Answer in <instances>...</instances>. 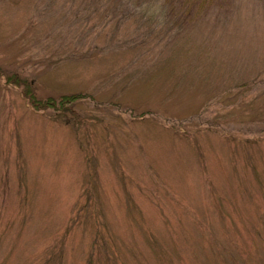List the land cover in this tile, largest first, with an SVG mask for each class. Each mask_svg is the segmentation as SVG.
<instances>
[{"label": "rangeland", "instance_id": "1", "mask_svg": "<svg viewBox=\"0 0 264 264\" xmlns=\"http://www.w3.org/2000/svg\"><path fill=\"white\" fill-rule=\"evenodd\" d=\"M0 264H264V0H0Z\"/></svg>", "mask_w": 264, "mask_h": 264}, {"label": "trees", "instance_id": "2", "mask_svg": "<svg viewBox=\"0 0 264 264\" xmlns=\"http://www.w3.org/2000/svg\"><path fill=\"white\" fill-rule=\"evenodd\" d=\"M16 76L17 75L15 74L8 76L7 83L22 87L24 89V98L35 111L44 109H54L58 111L60 109H65L64 107H66L68 104H72L75 102L76 98H79V95H71L62 96L57 102L50 98L44 101L37 100L32 92L31 86H29V84L23 78L18 79Z\"/></svg>", "mask_w": 264, "mask_h": 264}]
</instances>
